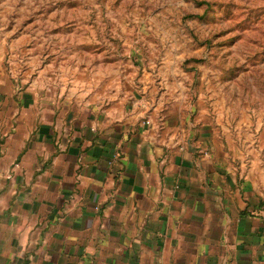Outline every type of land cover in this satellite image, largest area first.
Here are the masks:
<instances>
[{
	"label": "crops",
	"instance_id": "1",
	"mask_svg": "<svg viewBox=\"0 0 264 264\" xmlns=\"http://www.w3.org/2000/svg\"><path fill=\"white\" fill-rule=\"evenodd\" d=\"M37 83L0 61V264H264V144Z\"/></svg>",
	"mask_w": 264,
	"mask_h": 264
},
{
	"label": "rangeland",
	"instance_id": "2",
	"mask_svg": "<svg viewBox=\"0 0 264 264\" xmlns=\"http://www.w3.org/2000/svg\"><path fill=\"white\" fill-rule=\"evenodd\" d=\"M0 61L78 106L143 99L264 144V0H0Z\"/></svg>",
	"mask_w": 264,
	"mask_h": 264
}]
</instances>
